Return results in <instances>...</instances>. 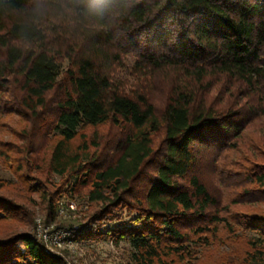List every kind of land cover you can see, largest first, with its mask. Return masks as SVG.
Listing matches in <instances>:
<instances>
[{"label":"trees","instance_id":"obj_1","mask_svg":"<svg viewBox=\"0 0 264 264\" xmlns=\"http://www.w3.org/2000/svg\"><path fill=\"white\" fill-rule=\"evenodd\" d=\"M26 4L0 0V93L14 74L24 91L14 102L42 117L51 101L41 145L3 151L24 191L49 218L77 191L95 206L75 220L74 238L125 240L134 264H264V209L247 205L264 203V149L227 162L264 114V0H108L102 15L39 23ZM127 54L145 75L171 72L161 106L145 87L114 81ZM216 74L253 88L258 102L207 104L192 83ZM104 123L121 133L109 154L84 131ZM25 210L0 194V220H28ZM0 264L68 263L17 232L0 238Z\"/></svg>","mask_w":264,"mask_h":264},{"label":"rangeland","instance_id":"obj_2","mask_svg":"<svg viewBox=\"0 0 264 264\" xmlns=\"http://www.w3.org/2000/svg\"><path fill=\"white\" fill-rule=\"evenodd\" d=\"M65 64L64 61L63 65ZM171 78V72L165 77L164 74L152 76V74L145 75V73L136 71L134 58L130 54L124 55L113 71V79L115 82H119L120 87L127 90H135L141 86L145 87L156 107L161 106L163 103L166 93L170 89ZM19 79V76L10 74L8 82L0 93L2 101L10 105L9 109H6L7 105L5 104L0 106V194L6 195L23 205L26 213H29L30 219L17 222L14 220H0V238L17 232L30 233L43 243L47 249L61 255L68 264H134L131 261L132 248L125 240L115 244L109 239L91 241L74 238L73 234L79 227V222H75V220L80 219L87 209L93 208L95 203L87 202L86 198L83 195L78 196L76 191L67 195V197H63L59 210L53 218H49L44 206L41 205L38 194L25 192L20 185L17 178L18 172H14L16 164L9 158L14 153L10 150L9 156H6V153L3 154L5 145L6 143L10 146L18 144L21 147L27 143L41 145L44 136L41 124L46 119L42 117H51L48 110L51 101H48V105L42 109L46 112L42 117L41 114L35 116L30 109L21 107L20 104L14 102L15 97L20 100L24 92ZM192 84L196 85L194 88H197L198 94H203L207 104L225 105L234 103L238 105L249 104L252 102L251 100L258 102L253 97V94H255V92H252L253 88L223 74L209 75L202 83ZM145 88L143 89L146 90ZM52 95L53 91L48 94V97H52ZM19 106L20 108H18ZM39 129H41L40 132H38ZM84 131L87 138L98 141V150L95 148V151L104 150L103 154L113 152L114 144L121 138L119 130L109 123L101 124L95 128L87 127ZM49 138L51 137L48 136L47 139ZM154 141L156 143L157 139L154 138ZM236 145V149L229 152L227 162L244 159L246 155L256 154L257 145L260 146V149H264V114H261L260 117L247 126L236 141ZM44 147L45 145H42V148ZM35 153H28L27 159H32L33 156L37 155ZM43 154V152L40 153L39 157H42ZM45 156L47 157V155ZM54 180L57 182L58 178ZM80 191L83 193L86 188ZM247 205L256 209H264V203L261 201L248 202ZM234 207L235 209H242L238 203H235ZM63 230L67 233H63Z\"/></svg>","mask_w":264,"mask_h":264},{"label":"clouds","instance_id":"obj_3","mask_svg":"<svg viewBox=\"0 0 264 264\" xmlns=\"http://www.w3.org/2000/svg\"><path fill=\"white\" fill-rule=\"evenodd\" d=\"M73 5L69 8L68 0H27L24 14L33 22L62 15L63 12L75 14L82 9L85 12L102 15L108 7V0H71Z\"/></svg>","mask_w":264,"mask_h":264},{"label":"built area","instance_id":"obj_4","mask_svg":"<svg viewBox=\"0 0 264 264\" xmlns=\"http://www.w3.org/2000/svg\"><path fill=\"white\" fill-rule=\"evenodd\" d=\"M63 233H67V232H65L64 230L62 231Z\"/></svg>","mask_w":264,"mask_h":264}]
</instances>
